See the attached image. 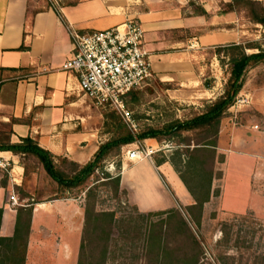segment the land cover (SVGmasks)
I'll list each match as a JSON object with an SVG mask.
<instances>
[{
  "label": "crops",
  "instance_id": "crops-1",
  "mask_svg": "<svg viewBox=\"0 0 264 264\" xmlns=\"http://www.w3.org/2000/svg\"><path fill=\"white\" fill-rule=\"evenodd\" d=\"M257 1L264 6V0ZM232 3L233 0H55L33 9L31 0H0V134L9 131L11 143L33 138L54 155L57 164L60 158L80 166L87 164L111 135L104 131L102 109L80 91L74 74L61 70L72 56L69 28L101 30L131 18L138 19L145 29L154 74L166 98L181 106L192 103L201 113L206 104L224 92L216 74L211 76L215 78L213 87H205L208 60L219 61L215 53L212 59L207 58L208 50L241 42H256L264 47L257 38L249 40V25L261 24L251 21L246 9L231 8ZM259 67L263 65L249 73ZM243 97L249 102L237 103ZM218 149L225 156L220 202L229 191L231 178L247 191L251 201L253 192L261 191L255 176H259L261 168L264 170V80L256 83L254 78L246 77L235 103L221 120ZM5 164L10 168L8 178L4 182L0 178L1 235L13 237L18 217L23 224L27 209L32 208L25 264H78L85 226L82 196L36 202L34 194L22 197L17 188L27 191L25 184L30 180L21 156L0 151V165ZM236 167L238 175L234 173ZM120 177L128 202L141 212L195 202L171 161H122ZM215 188L214 182L213 194ZM13 194L19 203H11Z\"/></svg>",
  "mask_w": 264,
  "mask_h": 264
},
{
  "label": "rangeland",
  "instance_id": "rangeland-1",
  "mask_svg": "<svg viewBox=\"0 0 264 264\" xmlns=\"http://www.w3.org/2000/svg\"><path fill=\"white\" fill-rule=\"evenodd\" d=\"M55 0H31L34 9L46 6ZM57 6V3H56ZM258 10L259 6L256 7ZM249 40L256 39L264 43V27L261 25H249ZM214 50H208L207 58L214 56ZM224 54V53H222ZM224 56V55H223ZM205 65V64H203ZM206 77L207 80L216 74L219 86L226 87L229 80L231 68L225 58L223 64L220 61L208 60ZM247 78H254L256 83L264 80V66L252 70ZM165 89L160 80L154 77L148 86L141 92H137L136 98L127 99L128 108L133 111V119L136 123V130L127 124L126 127L135 134L146 131L150 128L161 129L176 119H188L195 115L198 110L194 109L192 103L179 105L175 101H169ZM104 113L106 111L102 110ZM122 118V117H121ZM123 119V118H122ZM112 128L104 126V131L109 132ZM113 137L116 134L110 132ZM140 141V149H152L154 153L151 160L155 163L167 160H182L186 158L188 150H192L198 141L204 140V134L200 130L183 131L180 133L166 135L160 138H148ZM136 142L122 147L120 153H112L85 186L76 187L65 191L54 181L42 165L33 157H21V163L28 168L25 194H34L35 199H50L54 197L82 196L83 204L87 203L98 211H115L116 224L113 228L109 241L106 264H170L164 263L158 256L157 247L151 244V236L157 235L160 230L163 232L162 249L168 248L172 251L174 261L172 264H184L181 262L184 252H198L200 262L203 264H264V173L263 168L259 170V176H255V182L259 184V194L253 192L251 201L247 198V191L236 185V180L229 187L226 197L222 202L215 196L207 203L199 213L193 210V218L187 213L190 206L184 202L178 204L177 208L197 235L200 242L199 247L192 248L190 241L186 239L183 231L178 227L176 220L167 227L169 221L166 215H149L148 212H141L129 203L125 191L115 188L114 179L121 173L122 161H129L127 152L136 148ZM219 154L222 151L218 149ZM219 155L221 158L222 156ZM206 168H211V158L206 160ZM120 164V165H119ZM61 168L68 174H72L73 165L69 162L59 161ZM9 165H0V178L4 182L9 176ZM223 165L216 162L214 178L215 191L221 186V173ZM237 167L234 173L237 172ZM107 173L112 177H107ZM249 173V172H247ZM247 177V176H246ZM213 182V183H214ZM172 191V190H171ZM91 194L88 198L87 196ZM226 209V210H225ZM230 210V211H227ZM236 211V212H231ZM153 213L157 211H152ZM199 220V224H197ZM163 221V222H162ZM196 222V223H195Z\"/></svg>",
  "mask_w": 264,
  "mask_h": 264
},
{
  "label": "trees",
  "instance_id": "trees-1",
  "mask_svg": "<svg viewBox=\"0 0 264 264\" xmlns=\"http://www.w3.org/2000/svg\"><path fill=\"white\" fill-rule=\"evenodd\" d=\"M233 7H242L247 10L251 21L264 26V6L257 0H233L230 4ZM259 6V10L256 8ZM215 52L218 60L223 64L224 59L228 60L231 68L229 72V80L222 95L205 105L201 113H196L188 119H176L161 129L150 128L146 131L135 134L129 130L125 123L122 122L120 115L116 111L104 110L105 124L110 126L109 130L116 134L102 143L94 157L85 165L69 161L66 158H60L64 162L73 165L72 174L64 171L59 164L55 162L54 155L39 146L38 142L31 137H26L21 142L11 143L9 140V131H2L0 134V151H11L21 157L35 158L46 170L49 176L63 187L65 191L76 187H83L95 172L102 167L104 161L114 152L120 153L123 146L143 141L148 138H160L166 135H172L183 131L200 130L204 134L205 139L195 143L192 150H188L186 158L182 160H173L171 162L182 181L185 183L189 192L194 198V204L187 208V213L193 218L194 211L198 210L202 213L204 204L211 200L212 195L219 196L220 189L212 193V184L214 178L218 175L215 173L216 162H224L225 156L218 152V138L220 132L221 120L229 108L235 103L238 94L241 92L249 71L257 66H264V47L256 42L231 43L225 46H218ZM253 50L252 52H248ZM224 53V54H222ZM224 55V56H223ZM215 83V78L205 81V87L211 88ZM137 92L129 95L131 99L136 98ZM219 155L222 157L220 158ZM211 158V168H206V160ZM159 161L157 164H161ZM25 168V175L28 168L22 162ZM120 165V164H119ZM107 177H112L107 173ZM218 178V177H217ZM219 178H222V173ZM116 190H120V174L113 178ZM22 197L27 196L22 189L17 188ZM125 191V190H124ZM126 194V191H125ZM91 194L87 196V198ZM64 197V196H62ZM39 201L35 199V202ZM32 203V202H29ZM138 210V208L136 207ZM32 208L27 209V219L22 224L20 216L17 220L15 235L13 237H4L0 233V264H25L27 251V237L30 229ZM166 215L169 219L167 227L175 219L178 227L183 231L186 239L190 241L192 248L199 247L200 242L197 235L192 230L189 221L176 208L168 210H160L155 213L150 211L149 215ZM3 209L0 208V227L2 221ZM115 211H98L95 207L87 203L85 209V226L83 237L80 245L78 264H106L109 241L113 228L116 224ZM163 222V221H162ZM196 223V222H195ZM197 220V224H199ZM151 244L157 247L158 256L162 258L164 263L172 264L174 258L172 251L167 247L162 249L163 232L152 235ZM198 252H184L181 262L184 264H203L200 262Z\"/></svg>",
  "mask_w": 264,
  "mask_h": 264
},
{
  "label": "built area",
  "instance_id": "built-area-1",
  "mask_svg": "<svg viewBox=\"0 0 264 264\" xmlns=\"http://www.w3.org/2000/svg\"><path fill=\"white\" fill-rule=\"evenodd\" d=\"M72 41V56L61 70L74 74L80 91L102 110H113L134 130L136 123L127 99L133 92L143 91L155 77L151 51L145 40V29L136 18L101 30L86 31L69 28ZM1 83V81H0ZM247 97L237 103L247 104ZM136 148L128 150L129 159L151 158L154 150ZM12 204L19 203L15 194Z\"/></svg>",
  "mask_w": 264,
  "mask_h": 264
}]
</instances>
